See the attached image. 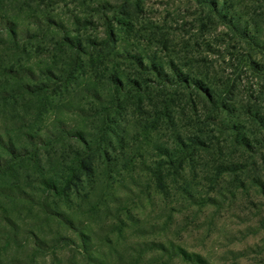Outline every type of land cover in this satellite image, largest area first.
Here are the masks:
<instances>
[{
  "label": "trees",
  "instance_id": "16d2710c",
  "mask_svg": "<svg viewBox=\"0 0 264 264\" xmlns=\"http://www.w3.org/2000/svg\"><path fill=\"white\" fill-rule=\"evenodd\" d=\"M191 1L190 20L171 30L154 24L143 35L115 17L102 23L99 37L74 36L50 16L24 35L6 21L0 54L26 58L0 66L28 69L22 106L34 105L28 121L40 125L22 126L36 131L26 133L25 143L0 137L1 173L16 177L24 163L43 170L54 150L64 158H56L60 175L46 190L66 201H87L98 184L111 189L115 176L136 170L147 173L156 192L191 195L194 180L204 178L218 194L226 182L222 191L232 197L264 196V0H229V8L219 0ZM79 22L72 14L70 23ZM219 26L225 31L210 36ZM139 38L154 50H138ZM33 48L51 61L40 70L51 82L34 78ZM215 51L220 61L203 54ZM0 93L3 105L16 103L13 94ZM50 111L54 133L43 125Z\"/></svg>",
  "mask_w": 264,
  "mask_h": 264
},
{
  "label": "rangeland",
  "instance_id": "374dc122",
  "mask_svg": "<svg viewBox=\"0 0 264 264\" xmlns=\"http://www.w3.org/2000/svg\"><path fill=\"white\" fill-rule=\"evenodd\" d=\"M105 1L110 5L102 4ZM219 2L225 8L230 6L229 0ZM4 3H0V28L10 21L24 35L34 28L32 22L46 24L50 16L63 20L74 36L81 37L102 36V23H110L113 17L123 24H133L140 35L154 24L171 30L190 20L196 6L191 0ZM72 14L80 18L79 23H70ZM84 18H92L93 25H83ZM212 30L210 36L217 37L225 27ZM138 40V50L144 46L142 52L154 50L144 38ZM33 49L29 64L34 67V78L51 82L40 71L51 68V61L43 57L44 49ZM203 54L221 60L216 51ZM19 56L0 54V65L9 60L25 61L26 57ZM2 67L0 92L13 94L16 103L0 102V137L4 142L11 136L25 143L26 133L36 132L22 127L30 122L34 110V105L22 106L27 102L23 84L31 80L29 72L27 68ZM52 112L43 122L49 133L55 132ZM64 116L73 122V115ZM29 124L36 129L40 121L34 119ZM59 157L63 161L64 156L52 150L50 163L43 170L24 163L16 177L0 170V264H264V196L247 191L232 197L222 191L226 190V182L221 183L218 194L204 178L194 180L191 195L177 188L156 192L147 173L136 170L115 176L111 189L98 184L94 196L87 201H66L64 197L48 195L45 185L60 175ZM95 204L98 205L93 210Z\"/></svg>",
  "mask_w": 264,
  "mask_h": 264
}]
</instances>
